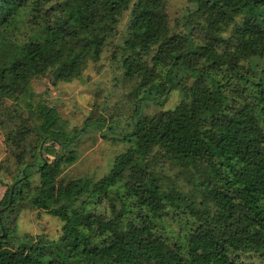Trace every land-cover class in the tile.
<instances>
[{
  "label": "trees",
  "instance_id": "1",
  "mask_svg": "<svg viewBox=\"0 0 264 264\" xmlns=\"http://www.w3.org/2000/svg\"><path fill=\"white\" fill-rule=\"evenodd\" d=\"M193 1L183 33L168 0H0V112L16 102L0 113L16 159L0 233L27 209L63 223L57 240L0 243V264H264V0ZM126 12V77L155 104L182 100L135 110L104 178L67 179L86 129L69 130L32 83L82 79ZM173 212L192 224L177 240L162 228Z\"/></svg>",
  "mask_w": 264,
  "mask_h": 264
},
{
  "label": "rangeland",
  "instance_id": "2",
  "mask_svg": "<svg viewBox=\"0 0 264 264\" xmlns=\"http://www.w3.org/2000/svg\"><path fill=\"white\" fill-rule=\"evenodd\" d=\"M195 6L193 0H168L171 26L185 33V25L191 24L186 16ZM129 21L130 12H126L120 21L114 44L108 47L99 62L89 65L82 79L55 85L50 78H45L32 83L30 92L34 100L52 108L69 130L86 129L80 137L79 160L64 172L67 179L90 177L98 181L104 178L110 173L116 158L128 149V144L122 138L132 130L135 110H141L143 116H153L160 111L174 109L182 100V94L173 91L164 105L155 104L143 99L144 89H139L135 82L126 77L122 53L116 45L123 44ZM15 107L16 102L9 101L5 105L6 112L0 113H13ZM14 154L6 143L5 132L0 129V213L6 210L1 204L9 200L14 182ZM87 208L104 213L108 209V202L92 201ZM62 226L58 218L45 211L27 209L5 226L8 236L3 235L0 243L17 247L26 236H45L57 240L62 234ZM162 226L164 233L175 240L188 235L192 229L190 222L177 217L174 212ZM252 261L255 260L245 259L247 264Z\"/></svg>",
  "mask_w": 264,
  "mask_h": 264
},
{
  "label": "flooded vegetation",
  "instance_id": "3",
  "mask_svg": "<svg viewBox=\"0 0 264 264\" xmlns=\"http://www.w3.org/2000/svg\"><path fill=\"white\" fill-rule=\"evenodd\" d=\"M5 209V208H4ZM4 211V210H3ZM0 224H1V222H0ZM3 235H0V238L2 237Z\"/></svg>",
  "mask_w": 264,
  "mask_h": 264
},
{
  "label": "water",
  "instance_id": "4",
  "mask_svg": "<svg viewBox=\"0 0 264 264\" xmlns=\"http://www.w3.org/2000/svg\"><path fill=\"white\" fill-rule=\"evenodd\" d=\"M4 235V234H3Z\"/></svg>",
  "mask_w": 264,
  "mask_h": 264
}]
</instances>
